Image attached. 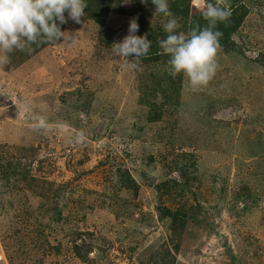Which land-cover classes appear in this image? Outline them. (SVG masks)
Wrapping results in <instances>:
<instances>
[{
    "label": "rangeland",
    "instance_id": "1",
    "mask_svg": "<svg viewBox=\"0 0 264 264\" xmlns=\"http://www.w3.org/2000/svg\"><path fill=\"white\" fill-rule=\"evenodd\" d=\"M242 2L214 78L196 91L170 75L169 59L149 54L132 68L102 50L101 28L84 17L20 67L0 65V150L47 182L36 190L22 182L23 204L11 207L0 174V264H264V4ZM191 3L178 19L184 34L207 6ZM115 5L103 32L117 42L148 11L134 0ZM49 189L62 220L48 224L39 211L23 226L16 212L36 211ZM160 203L173 211L186 203L199 222L172 226ZM87 232L81 260L70 234Z\"/></svg>",
    "mask_w": 264,
    "mask_h": 264
},
{
    "label": "clouds",
    "instance_id": "2",
    "mask_svg": "<svg viewBox=\"0 0 264 264\" xmlns=\"http://www.w3.org/2000/svg\"><path fill=\"white\" fill-rule=\"evenodd\" d=\"M148 2L142 0V3ZM151 3L154 16L167 18L163 29L168 35L158 43L163 54L170 56V75L183 74L193 91L207 86L218 70L216 56L223 33L216 25L231 17V9L226 4L221 6L220 0L215 4L209 2L203 11L207 26H197L184 34L177 32L180 24L168 0H151ZM86 8L87 0H0V65L9 63L8 54L14 50L23 51L38 42L67 39L68 32L62 31L61 25L69 19L80 23ZM138 31V20L133 18L128 34L113 43V51L132 68L149 54L153 43L147 33L141 36L137 35ZM37 120V127H45L43 118L37 117Z\"/></svg>",
    "mask_w": 264,
    "mask_h": 264
},
{
    "label": "trees",
    "instance_id": "3",
    "mask_svg": "<svg viewBox=\"0 0 264 264\" xmlns=\"http://www.w3.org/2000/svg\"><path fill=\"white\" fill-rule=\"evenodd\" d=\"M122 1L123 0H87V8L85 9L84 18L93 21V23L97 24L101 28L98 36H99V47L102 48V50L109 51L113 49L114 41L111 35L109 34V32L104 33L103 31L110 30L109 27H106V23H107L106 20L108 18V15L115 9L116 7L115 4L117 3V5H119ZM222 1L223 2L220 3L221 6L226 4L231 9L232 15L227 21L218 22L216 25V29L223 33V36L220 39V42L221 40H223V38H226L227 36H229L232 32H234L237 29L238 25L242 21V18L240 21V17H241L240 10L241 9L245 10V5L242 2L243 0H222ZM260 1L261 3L264 4V0H260ZM136 2L139 3L140 5L139 8H141L143 11L144 10L148 11L142 16L140 17L137 16V17L139 19V23L141 24L139 28V35L143 36L144 34L147 33L148 39L153 42L152 48L149 52L151 59L153 60L154 56H159L162 60H165V61L170 59V56L168 58L167 55L163 54V51L160 48L159 43H158L159 40L165 39L166 36L168 35L163 29V24L167 22V18H161L159 16H154V6L152 5L151 0H149L147 4L142 3V0H134V4ZM191 2L192 0H168L170 10L172 11V13L177 19L186 17L191 14V4H192ZM209 2H212L215 4L217 0H207V4ZM197 23H199V27L203 28L207 26L208 21L204 19L203 14H200L198 17L196 16L192 17L191 24L193 25V28ZM61 29L62 31H64V24L61 25ZM177 32L181 33L179 29H177ZM60 41L58 42H38L36 44L29 45L28 49L26 50H23V51L14 50L13 52L8 54L9 63L3 64L4 70L11 71L12 69L20 67L25 61L31 59L32 57L40 53L44 48L50 45L52 46L56 45ZM226 41L224 43H226ZM159 51H162V52L159 55H155ZM149 54L147 55L148 57H149ZM177 85H178V82L176 81L174 86H177ZM0 147H6V146L0 145ZM15 149L16 151H19L20 147H16ZM18 167H19V162L17 161L16 157L7 158L0 150V174H2L1 177L6 180L7 184H9V193L12 191L14 192L13 199L11 200L12 204L9 203L11 207L16 206L19 203L20 194L19 195L16 194V187L20 186L22 182H27L26 186L29 189H35V190L39 189V186L44 187L47 184V182L43 180L42 178L31 177L29 175V170L22 171V172L18 171L17 170ZM186 170H187V167L183 166L182 174L185 177L188 176V172ZM15 172H17V174H15ZM123 174H127V175L129 174V169L126 166H124L123 168ZM188 185L189 184L187 183L186 186ZM161 186H162V183L160 182L155 185V188L157 190H160ZM4 187H6V184L4 185ZM22 188L25 189V187H22ZM54 191H51L50 189L47 191L45 190L42 191V194L40 197L41 198L40 203H39V206L36 208V211H34L33 209L25 208L22 211L16 212V214L19 213V216H24V218L21 219L23 226L26 223H30L33 216H37V212L39 211H43L44 214L47 215L48 224L54 217L56 218V220H54L56 222L62 220V213L60 210H58L59 208L57 204L54 205L52 203V201L54 200L51 197V193ZM25 199H23V201H25ZM19 204H23V202H20ZM52 206L55 207L54 210L51 209ZM158 209L162 213L163 218L166 217L172 220V226H175V225L184 226L187 224L189 220H192L193 222H199L196 216L189 213L186 203L182 204V206L179 207L176 211H173L170 208L169 209L165 208L161 203L159 204ZM41 226L42 224L39 225L37 228ZM20 227H22V225H17L15 228L17 230V234H18V228ZM36 234L40 236H45V231L44 229H41L40 231L38 230ZM72 235L73 233L70 234L69 241L72 244V249L74 250L75 255L81 260L86 259L84 258L82 254V247L85 248L86 246H88V244H83L82 246L78 242L80 239H82V237H84V235H87L88 237H93V234L88 233V232L85 234L80 233L79 237L77 236L75 239L71 237ZM90 250H88V252Z\"/></svg>",
    "mask_w": 264,
    "mask_h": 264
},
{
    "label": "water",
    "instance_id": "4",
    "mask_svg": "<svg viewBox=\"0 0 264 264\" xmlns=\"http://www.w3.org/2000/svg\"><path fill=\"white\" fill-rule=\"evenodd\" d=\"M215 228L217 229L218 234H219L220 237L224 236V233H223V231L220 228H218V227H215Z\"/></svg>",
    "mask_w": 264,
    "mask_h": 264
}]
</instances>
